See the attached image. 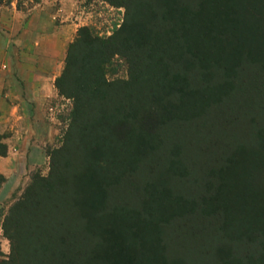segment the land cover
<instances>
[{"label":"trees","instance_id":"1","mask_svg":"<svg viewBox=\"0 0 264 264\" xmlns=\"http://www.w3.org/2000/svg\"><path fill=\"white\" fill-rule=\"evenodd\" d=\"M106 1L124 21L70 43L63 158L12 206L1 264H264V0Z\"/></svg>","mask_w":264,"mask_h":264},{"label":"rangeland","instance_id":"2","mask_svg":"<svg viewBox=\"0 0 264 264\" xmlns=\"http://www.w3.org/2000/svg\"><path fill=\"white\" fill-rule=\"evenodd\" d=\"M124 17V7L106 0H0V62L4 63L0 67L7 69L18 50L25 63L35 59L53 70L55 86L79 28L88 26L107 37L122 25ZM128 76L126 58L115 55L107 65L106 77L117 81ZM55 89L57 95L44 104L42 126L34 134H15L10 125L0 132V150L6 147V154L0 155V264L11 252L4 224L12 206L35 184L36 177H50L52 159L60 164L63 158L59 151L72 129L74 100Z\"/></svg>","mask_w":264,"mask_h":264},{"label":"crops","instance_id":"3","mask_svg":"<svg viewBox=\"0 0 264 264\" xmlns=\"http://www.w3.org/2000/svg\"><path fill=\"white\" fill-rule=\"evenodd\" d=\"M21 55L16 50L13 63L7 69L0 67V132L10 125L15 134L32 135L42 126L44 104L57 95L56 75L35 59L25 63Z\"/></svg>","mask_w":264,"mask_h":264}]
</instances>
